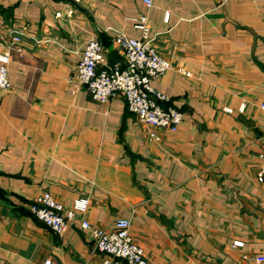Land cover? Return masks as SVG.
Instances as JSON below:
<instances>
[{
  "label": "crops",
  "instance_id": "crops-1",
  "mask_svg": "<svg viewBox=\"0 0 264 264\" xmlns=\"http://www.w3.org/2000/svg\"><path fill=\"white\" fill-rule=\"evenodd\" d=\"M142 15L171 64L153 86L184 114L175 131L142 123L122 95L74 92L87 42L104 47L99 69L125 67L115 36L142 39ZM7 47L0 264L109 257L78 221L61 235L37 218L31 205L46 191L66 206L88 197L85 217L100 229L130 219L155 264H264V0H0Z\"/></svg>",
  "mask_w": 264,
  "mask_h": 264
},
{
  "label": "built area",
  "instance_id": "built-area-1",
  "mask_svg": "<svg viewBox=\"0 0 264 264\" xmlns=\"http://www.w3.org/2000/svg\"><path fill=\"white\" fill-rule=\"evenodd\" d=\"M144 2L148 6L153 4V0ZM148 20L147 15L137 19V27L143 32L142 39L129 37L122 32L115 36V43L125 58V67L117 63L112 67L99 69L106 64L104 47L98 38H91L86 44L77 75L73 79L74 92L86 87L99 103H108L111 98L122 95L129 111L142 123L175 131L184 121V114L173 107L164 108L160 101L167 97L153 86V81L163 76L171 68V64L151 42ZM22 35L17 32L13 42L20 43ZM10 63L11 50L7 47L0 52V89L5 91L12 89ZM182 72L190 75L188 71ZM262 107L264 108V104ZM153 136L160 140V136ZM260 159L259 177L264 183V152L260 154ZM89 205L90 199L82 197L76 199L71 206H66L51 192L46 191L36 197L31 209L39 220L58 234L62 235L68 225L76 221L83 229L90 230L98 251L109 256L104 264H155L146 255L144 247L132 236L130 219L121 217L112 229H100L85 217ZM259 260L263 261L264 258ZM45 264L57 263L47 261Z\"/></svg>",
  "mask_w": 264,
  "mask_h": 264
}]
</instances>
